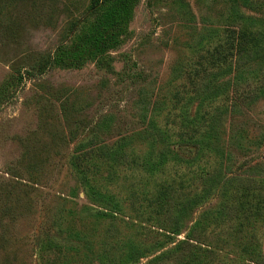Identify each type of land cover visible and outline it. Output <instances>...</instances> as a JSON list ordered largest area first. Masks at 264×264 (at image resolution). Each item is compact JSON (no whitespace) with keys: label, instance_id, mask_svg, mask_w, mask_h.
<instances>
[{"label":"rangeland","instance_id":"1","mask_svg":"<svg viewBox=\"0 0 264 264\" xmlns=\"http://www.w3.org/2000/svg\"><path fill=\"white\" fill-rule=\"evenodd\" d=\"M0 264H264V0H0Z\"/></svg>","mask_w":264,"mask_h":264},{"label":"trees","instance_id":"2","mask_svg":"<svg viewBox=\"0 0 264 264\" xmlns=\"http://www.w3.org/2000/svg\"><path fill=\"white\" fill-rule=\"evenodd\" d=\"M114 0H92V7H98L101 3H108V2H112Z\"/></svg>","mask_w":264,"mask_h":264}]
</instances>
